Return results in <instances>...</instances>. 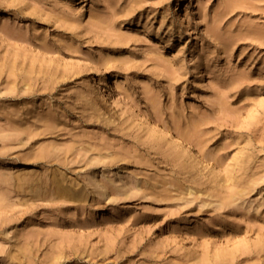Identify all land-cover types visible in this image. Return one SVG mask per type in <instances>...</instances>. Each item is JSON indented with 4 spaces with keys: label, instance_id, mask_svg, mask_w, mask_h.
<instances>
[{
    "label": "rangeland",
    "instance_id": "1",
    "mask_svg": "<svg viewBox=\"0 0 264 264\" xmlns=\"http://www.w3.org/2000/svg\"><path fill=\"white\" fill-rule=\"evenodd\" d=\"M0 264H264V0H0Z\"/></svg>",
    "mask_w": 264,
    "mask_h": 264
},
{
    "label": "bare ground",
    "instance_id": "2",
    "mask_svg": "<svg viewBox=\"0 0 264 264\" xmlns=\"http://www.w3.org/2000/svg\"><path fill=\"white\" fill-rule=\"evenodd\" d=\"M93 67L95 68V70L97 71V73L100 75V78L97 79L96 81V85L95 88H101L104 82V78L102 76V72L100 70V68L97 65V61L92 63Z\"/></svg>",
    "mask_w": 264,
    "mask_h": 264
}]
</instances>
